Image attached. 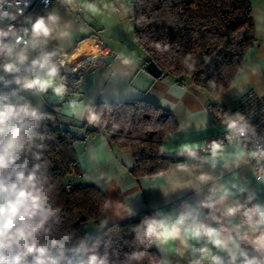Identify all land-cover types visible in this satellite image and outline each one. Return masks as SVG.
Instances as JSON below:
<instances>
[{
    "label": "crops",
    "instance_id": "0c3cea01",
    "mask_svg": "<svg viewBox=\"0 0 264 264\" xmlns=\"http://www.w3.org/2000/svg\"><path fill=\"white\" fill-rule=\"evenodd\" d=\"M250 7L249 33L256 38L257 46L248 49L229 87L216 96H208L172 77H154L146 70L144 54L135 47L133 37V0H53L48 9L34 6L28 11L30 28L38 17L51 12L59 18L56 32L44 47L45 51L56 52L58 74L43 92L16 84L17 77L23 80L42 75L31 66L41 49L30 48L28 60L17 65L19 72L3 70V65L14 57L0 63V95L16 97L19 105L26 103L31 111L54 109L56 116L52 121L79 138L85 134L80 125L94 103L144 99L174 119L176 127L163 140V153L183 156L182 161L170 164L158 174L135 176L131 172V151L110 142L104 128L76 141L74 150L80 174L75 180L90 183L102 192L104 210L96 221L81 225V238L74 247L109 223L149 209L157 219L189 214L213 228H223L222 237L231 236L239 245V250L232 243L228 245L236 255V264H242L244 259L241 251L264 264V248L254 243L264 232V226L253 231L244 223L243 215L244 210L264 208V176H255L253 152L236 141L203 148L206 138L229 129L237 121L238 95L251 88L264 93V0H250ZM98 39L110 47L112 54L95 51L79 59L81 52L93 47ZM76 58L79 62L76 60L70 67L69 62ZM201 176L209 179L201 181ZM236 204L243 205V209L225 215V210ZM245 235L247 239L243 238ZM153 246L157 260L149 264H195L197 260L213 264L211 255L230 264L232 258L228 250L216 247L207 237L154 240ZM201 249H208L211 255H205Z\"/></svg>",
    "mask_w": 264,
    "mask_h": 264
},
{
    "label": "trees",
    "instance_id": "16d2710c",
    "mask_svg": "<svg viewBox=\"0 0 264 264\" xmlns=\"http://www.w3.org/2000/svg\"><path fill=\"white\" fill-rule=\"evenodd\" d=\"M131 21L135 47L143 52L145 61L153 60L160 67L161 77H172L208 96L229 87L248 49L257 46L256 38L249 33L250 0H133ZM243 28L248 32L238 38ZM35 112L38 119L23 118L27 125L21 133L25 151L18 163L27 160L29 171L40 165L36 186L50 210L45 223L50 233L40 241L67 236L73 244L78 243L81 225L96 221L103 212L102 192L90 183L75 180L80 168L74 144L98 128L106 130L110 142L131 151V172L135 176L155 175L183 160L181 155L162 151L163 140L176 127L174 119L144 99L94 103L80 125L85 129L80 138L52 121L54 109ZM68 182L71 185L66 188ZM150 218L157 219L153 211H139L109 223L85 243L97 254H106L109 264H149L157 260L154 240L138 237L144 230L139 225ZM132 252L145 255L129 262Z\"/></svg>",
    "mask_w": 264,
    "mask_h": 264
},
{
    "label": "clouds",
    "instance_id": "9594fccd",
    "mask_svg": "<svg viewBox=\"0 0 264 264\" xmlns=\"http://www.w3.org/2000/svg\"><path fill=\"white\" fill-rule=\"evenodd\" d=\"M59 18L54 13H49L46 17H38L31 26L30 39L23 41L24 47L17 51V45L22 38L13 32L0 30V54H7L14 60L3 65V70L7 73H17L20 71L18 64H24L28 60V50L40 48L38 57L31 61L33 70L42 75L33 78H16L15 83L22 85L24 89H37L40 92L46 91L58 74V68L54 57L56 52L45 51L49 38L56 32ZM28 30H25L27 34ZM12 36V41L5 42L6 38ZM3 78L0 77V80ZM8 83V82H6ZM8 95H0V264H109L108 256L97 254L94 249H89L84 241L72 248L71 256H65V243L67 236L63 240H51V247L56 250L54 255L49 248V243H40L41 236L47 237L50 230L45 227L50 210L46 208V198L41 194V190L36 186V171L39 164L33 166V170H28V161H20L25 151L23 137L21 135L27 126L23 123V118L32 116L36 119L35 111H31L29 105L13 104L8 102ZM238 119H243L239 117ZM238 121H233L231 127H235ZM243 135V129H240ZM194 155V153H193ZM215 156L216 152H212ZM39 159V156L36 157ZM209 177L201 176V181H207ZM243 209V205L236 204L225 210V215H234ZM246 218L244 223L253 231L264 226V208L256 206L243 211ZM39 217V219H37ZM144 228L138 238L167 241L169 239H182L183 236L195 238L207 237L209 241L218 248L226 249L231 255L230 264H236V255L229 243L235 245L239 250V245L229 236L222 237L225 229L213 228L198 220H194L189 214H180L175 219L171 218H150L142 221ZM237 235L240 233L239 227L235 229ZM243 238L247 239L245 235ZM254 243L258 248H264V232L256 237ZM19 249L14 254L9 255L12 249ZM205 255H211L208 249H201ZM145 254L143 252H132L128 256V261L141 260ZM240 255L244 257L242 264H262L256 258L249 259L243 251ZM31 256V261L28 257ZM213 264H224L219 256L211 255ZM195 264H201L200 260Z\"/></svg>",
    "mask_w": 264,
    "mask_h": 264
},
{
    "label": "built area",
    "instance_id": "2783aa9c",
    "mask_svg": "<svg viewBox=\"0 0 264 264\" xmlns=\"http://www.w3.org/2000/svg\"><path fill=\"white\" fill-rule=\"evenodd\" d=\"M53 0H0V30L8 31L11 29L22 40L17 45V51L24 47L23 41L28 40V35L31 32V28L27 25V13L34 6H41L44 9L50 8ZM28 30L25 34V30ZM12 41L15 43L14 38L10 35L6 38L5 42ZM95 44L99 50V53L104 55L112 54L110 47L102 40H96ZM11 58L7 54H0V63L4 64ZM64 62V60H63ZM64 64V63H60ZM8 102L18 104L16 97L8 96ZM235 110L237 115V121L235 127H230L227 130L216 133L205 139L203 148H207L215 143H226L236 141L243 145L245 148L253 152L254 172L256 178L264 176V93H259L254 89H248L238 95L235 99ZM242 117L243 119H238ZM240 129H243V135L240 133ZM6 137H0L4 139ZM71 185V182L66 184V188ZM64 237H58L52 240H63ZM49 243V248L55 255L56 250L51 247V240H42L40 243ZM65 243V256L72 255L71 249L74 248V244L68 237ZM14 252H9V255ZM32 257H28V261H31Z\"/></svg>",
    "mask_w": 264,
    "mask_h": 264
},
{
    "label": "water",
    "instance_id": "95a60500",
    "mask_svg": "<svg viewBox=\"0 0 264 264\" xmlns=\"http://www.w3.org/2000/svg\"><path fill=\"white\" fill-rule=\"evenodd\" d=\"M145 68L154 77L162 76V70L153 60L148 59L145 63ZM139 228L144 229L142 224L139 225Z\"/></svg>",
    "mask_w": 264,
    "mask_h": 264
},
{
    "label": "bare ground",
    "instance_id": "6f19581e",
    "mask_svg": "<svg viewBox=\"0 0 264 264\" xmlns=\"http://www.w3.org/2000/svg\"><path fill=\"white\" fill-rule=\"evenodd\" d=\"M86 49V48H85ZM83 50V52H81V54H80V56L79 57H82V58H79V59H85V58H87V57H89V56H91L95 51H97V52H99V50H98V48H97V46H96V44H94V46L93 47H88L86 50ZM78 58H76V59H74V60H71L70 62H69V64H70V67H73L74 65H75V62H79V60H77ZM77 60V61H76Z\"/></svg>",
    "mask_w": 264,
    "mask_h": 264
},
{
    "label": "rangeland",
    "instance_id": "374dc122",
    "mask_svg": "<svg viewBox=\"0 0 264 264\" xmlns=\"http://www.w3.org/2000/svg\"><path fill=\"white\" fill-rule=\"evenodd\" d=\"M247 30V28H243V29H241L240 31H239V33L237 34V36H238V38L239 37H241L242 35H244L246 32H244V31H246Z\"/></svg>",
    "mask_w": 264,
    "mask_h": 264
},
{
    "label": "snow or ice",
    "instance_id": "6c2138e0",
    "mask_svg": "<svg viewBox=\"0 0 264 264\" xmlns=\"http://www.w3.org/2000/svg\"><path fill=\"white\" fill-rule=\"evenodd\" d=\"M217 148L219 147V146H216ZM185 150H187V149H185Z\"/></svg>",
    "mask_w": 264,
    "mask_h": 264
}]
</instances>
